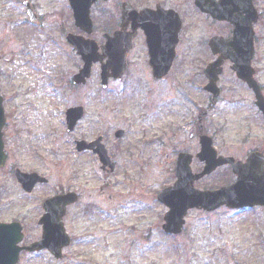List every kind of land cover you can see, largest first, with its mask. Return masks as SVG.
<instances>
[{
    "label": "rangeland",
    "instance_id": "374dc122",
    "mask_svg": "<svg viewBox=\"0 0 264 264\" xmlns=\"http://www.w3.org/2000/svg\"><path fill=\"white\" fill-rule=\"evenodd\" d=\"M21 1L0 0V83L7 145L13 156L24 150L38 157L36 149L45 161L57 163L55 182L61 179L64 186L83 193L84 205L89 210L92 206L93 212L79 217L80 227L93 226L91 231L104 233L103 256L91 264H264V207L242 212L192 210L182 234L168 236L162 229L167 208L157 195L176 181L178 153L194 155L195 172L203 168L195 157L200 146L193 120L202 118L203 131L221 155L243 159L251 150L264 151V121L253 106L254 94L231 69L220 78L222 93L215 105L204 92L203 70L212 59L199 47L204 31L194 29L186 38L165 82L152 81L139 61L142 48L138 47L124 89L113 81L103 89L99 65H94L87 86L77 89L70 81L81 62L68 52L66 5L61 0H30L39 16L34 23L40 20L35 25L27 20V7ZM261 5L264 10V0ZM61 25L67 29L62 33ZM255 67L264 90V37ZM77 104L86 106L87 116L70 133L65 111ZM118 129L125 130L124 139L115 138ZM99 136L106 138L110 153H120L115 174L104 173L92 153L80 161L72 156L71 177L60 171L61 161L70 153V137L92 141ZM152 138L159 140L148 144ZM234 180L231 168L222 167L196 182V187L212 190ZM0 183L5 191L0 199V222L26 216L29 236L35 239V231H30L32 225L35 229L37 214L20 212L19 191L8 170L0 175ZM49 259L46 253L23 255L19 264L68 262L66 255L61 261Z\"/></svg>",
    "mask_w": 264,
    "mask_h": 264
},
{
    "label": "flooded vegetation",
    "instance_id": "af4514ba",
    "mask_svg": "<svg viewBox=\"0 0 264 264\" xmlns=\"http://www.w3.org/2000/svg\"><path fill=\"white\" fill-rule=\"evenodd\" d=\"M61 1L64 3V5H66L68 10L67 12L69 14V18L67 19V21H69V25L67 26V29H69V31L67 33H72L83 37L99 38V43L102 45L105 42V38L107 36H114L118 31H123L126 34L135 32V35L133 37V49H131L127 53L128 68L121 80H115V82L121 85H124V83L126 85V81L129 80L128 78L131 75V71L135 67L136 61L133 59V56L134 53L138 50V47L142 48L140 49V51L142 52V57L139 59V61L141 62V64L146 66L148 73L151 74L152 81L155 83H162L168 80L169 76L174 70L175 64L177 63L181 54L182 46L186 38L192 35L194 29L204 31V35L201 39L202 46H200V48L205 49V52L212 56L211 61H209L208 63L217 60L220 57V53L215 52L216 47L219 45L221 47H224V44H226L227 40H229L233 36L234 31V24L232 22V19L228 17L227 8L225 10L224 18L217 17L218 9L220 8L224 0H208L209 13L203 12L201 8H199L195 4L194 0H95L90 8V16L93 24V31L91 32V34H88L87 31L83 30L75 24L73 12L69 6V0ZM227 1L229 2L228 12H230L231 14L233 0ZM262 1L263 0H251V7L248 4V0H244L243 6L239 9L242 12L241 19L244 29L249 32L251 28L253 31L254 49L252 57V68L254 69V76L257 82L258 69L255 66L258 64L259 45L264 37V10L261 5ZM126 3L139 11L144 9L147 10V18L144 24L143 21L136 19V17H132L127 21L123 20L122 8ZM142 24L148 27L150 36H154V32L164 33V47L159 46L158 49H151L154 47L153 41L148 42L146 34L141 28ZM67 29L65 28V26H60L59 28L61 32ZM164 48L177 49V57L175 58L173 66L168 75L164 79H156L153 75L150 60L156 59L157 56H154V53L162 52ZM69 49H71V51H74L72 47H70ZM225 49L230 51V49L228 48ZM151 54H153V56H151ZM161 55L159 57H161ZM232 65L233 63L230 60H226L224 62V73L227 71V69H231L232 71ZM241 83L245 85L251 92H253V90L249 88V86L245 82ZM258 84L260 83L258 82ZM260 88L262 89L264 94V90L261 84ZM253 94L255 98L253 106H255L258 115L264 121V115L256 105V94L254 92ZM208 95L209 98H211V95ZM151 105L152 104H150V106ZM85 120L86 118H84L82 122ZM201 121L203 122L202 118L200 117L198 122L194 120L192 121V126L194 127V135L198 139L199 146L202 133L206 134V132L203 131V129H205V126L202 125ZM82 122L80 121L77 127L73 131H70V133H74L75 131H77L80 126L79 124H81ZM7 127L6 129L4 128L3 132L6 160L4 167L0 169V175L3 171L8 170L11 178L13 179L19 191L21 199L20 203L22 209L20 210V212L34 215L37 214V216L34 218L35 229L32 225V231H30H35V235L37 236L35 239L29 236V231L27 229L28 217L25 216L18 219L23 227L24 233V240L21 245L26 246L33 242H38L42 239L43 227L40 224V220L45 214V203L48 199L58 195H64L65 193H75V200H70L71 202L67 201L68 204L66 206L65 214L63 217L65 231L70 239L68 246L64 249L66 258L68 259L67 264H91L95 261H98V259L103 256L102 253L104 252V233L100 231H91V229H93V226L90 227V229H87V226L85 227L86 229H82L79 224L80 216L85 218L88 215V212H93L92 206H89L92 209L89 210L90 208H88V204L84 205V197L81 191L79 192V190L72 189V187H70L69 185L64 186L63 184H65L66 182H62L61 179L58 183L55 182V180L53 179V175L57 170V163L51 164L50 162L45 161L41 153L37 152L36 149H34V153H36L38 157L34 154L33 155L40 161H37L33 155L28 154L24 150H22L17 156H13V154L9 152L10 147H8L7 145ZM123 138H125V136ZM79 140H83V138H69L68 147H70V153L67 159L65 157V159L61 161L60 165V171L63 172L62 170H64V172H66L70 177L73 173L70 169L72 166L73 155L76 156L75 160L77 161H80L81 157L87 155L88 153H92L98 159V157L92 151H79ZM104 140L106 141L105 137ZM158 140L159 139L152 138L150 141H148V144L155 143ZM106 146L110 153L109 146L107 144ZM262 152L264 153V151ZM110 155L112 157V160L115 162L118 170L117 157L120 156V153H110ZM247 156H245L243 159H246ZM17 170L25 174L38 173L42 177H46L48 181L38 182L31 190L28 191L22 186V184L18 182L16 178ZM105 173L110 174L108 172ZM67 180L68 179L66 178V181ZM4 192V187H2L0 183V197H2ZM109 198L112 199L113 197L110 195ZM45 253L49 255L50 259L58 261L54 258V256L50 254L47 249H42L33 253H29L28 251L23 250L20 254V259H22L23 255L39 256L40 254L42 255Z\"/></svg>",
    "mask_w": 264,
    "mask_h": 264
},
{
    "label": "water",
    "instance_id": "95a60500",
    "mask_svg": "<svg viewBox=\"0 0 264 264\" xmlns=\"http://www.w3.org/2000/svg\"><path fill=\"white\" fill-rule=\"evenodd\" d=\"M242 2L243 3H240L241 7L244 4V0H242ZM71 4L74 8L78 24H83L84 20L90 23L88 15L91 2H86L85 0H71ZM248 4L250 5V0H248ZM145 12L146 11L138 13L131 10L129 13L131 17L145 20L147 15ZM241 13L242 12L239 11L238 15L233 14L232 20L236 24L235 32L238 31L237 36L241 34L240 36L242 37L241 29L243 27L241 25ZM148 37L150 36L148 35ZM68 41L76 47L85 62L80 73L74 77L75 83L86 84L87 79L91 77L93 64L101 62L102 85L104 87L107 86L109 77H121L126 67L125 53L121 49H130L132 47L130 44L131 37L123 35L108 38L106 45L103 47L104 52L102 54L99 53V46L95 40H86L70 35L68 36ZM124 46L126 47L124 48ZM251 49L252 45L250 43L247 62L242 64L239 59H235L236 65L234 69L242 79L247 80L250 86L256 89L259 100L258 105L264 111L263 95L252 78L253 70L250 67ZM105 58H108L106 63L103 62ZM172 60V54L169 57V62L166 64H162L158 60H152L155 77L160 78L165 75L170 69ZM220 63L221 62L211 64L206 70L207 76L210 79V83L207 85L206 89L214 92V94L219 93L216 84L219 74L222 73ZM83 115L84 108L82 106L71 108L67 111V121L70 130L75 127L76 123ZM4 123L5 115L2 106V97L0 96V167L3 166L5 160L4 144L2 140V128ZM122 135V131L117 133V137H121ZM101 141L102 138L90 144H86L85 141H82L79 142V145L80 149H95L97 146L95 151L99 154L105 168L107 165H110L111 162L107 150ZM201 144L202 150L198 154V157L201 161L205 162L203 171L200 173H193L191 167L192 155L181 153L175 169L178 178L177 181L173 186L164 189L158 195L159 201L170 208L165 215V224L163 225L164 230L170 234H179L182 232V228L186 223L185 216L187 212L193 208L214 211L222 206H227L231 209L251 208L255 206L264 207V157L256 152L251 154L245 162L236 161L233 157H218L216 150L212 147V140L206 136L201 138ZM223 165H231L233 172L237 175V180L233 184L221 187L217 190H199L195 188L194 184L196 181L211 174L218 167ZM111 166L114 172V165ZM55 202L56 199H53L50 204L53 205ZM63 215V212L57 214L56 221L58 220V222H54V213L48 210L45 217L46 220L50 219V223L44 224L43 241L39 244L31 245L27 249L35 250L48 247L56 257H62V248L68 244L61 222ZM21 240V227L18 224H0V264H16L21 250L18 243Z\"/></svg>",
    "mask_w": 264,
    "mask_h": 264
}]
</instances>
